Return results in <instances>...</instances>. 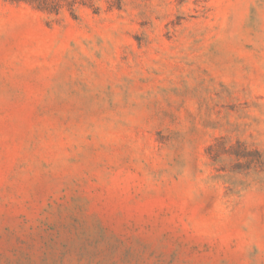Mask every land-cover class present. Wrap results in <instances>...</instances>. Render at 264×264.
Masks as SVG:
<instances>
[{"label":"rangeland","instance_id":"rangeland-1","mask_svg":"<svg viewBox=\"0 0 264 264\" xmlns=\"http://www.w3.org/2000/svg\"><path fill=\"white\" fill-rule=\"evenodd\" d=\"M0 264H264V0H0Z\"/></svg>","mask_w":264,"mask_h":264},{"label":"trees","instance_id":"trees-1","mask_svg":"<svg viewBox=\"0 0 264 264\" xmlns=\"http://www.w3.org/2000/svg\"><path fill=\"white\" fill-rule=\"evenodd\" d=\"M9 3H25L32 8L47 13L58 15L63 8H66L71 14L76 5L84 0H3Z\"/></svg>","mask_w":264,"mask_h":264}]
</instances>
